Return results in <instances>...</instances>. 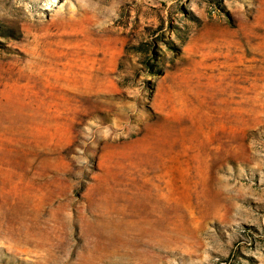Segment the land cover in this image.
<instances>
[{"label": "rangeland", "instance_id": "374dc122", "mask_svg": "<svg viewBox=\"0 0 264 264\" xmlns=\"http://www.w3.org/2000/svg\"><path fill=\"white\" fill-rule=\"evenodd\" d=\"M35 38L60 83L3 100L0 264H264V0H0V69Z\"/></svg>", "mask_w": 264, "mask_h": 264}, {"label": "bare ground", "instance_id": "6f19581e", "mask_svg": "<svg viewBox=\"0 0 264 264\" xmlns=\"http://www.w3.org/2000/svg\"><path fill=\"white\" fill-rule=\"evenodd\" d=\"M38 23L41 22L39 21ZM44 40H43L44 43L43 45L39 38H35V40L29 45V49L28 50L26 49L27 59L22 60V63L24 62V65L22 67H19L18 65L20 64H18L16 71H13L11 73L5 71L4 68L0 69V125L2 126L1 130L3 132L5 131L4 134L7 133L9 134V131H12L11 135L14 134L15 138L12 141V145H11L12 149L9 150L11 146L6 147V149L10 153V155H13L15 157H22L23 153L25 152L24 151L26 145V139H25L26 118L24 117L25 110L23 105L18 102H17L18 106L15 108L10 107V105H5L3 103L4 97H6L8 93L9 94L8 98L11 100V97L13 96V92L15 93L18 92V88H22L24 90V91L22 90L23 98L25 96L32 94L36 95L38 93L37 89L39 87H41L42 92L44 93V95H46L45 94L46 89L48 88L50 89L56 82L60 83V81L58 80L53 83L51 82L50 73L51 71H53L54 68L52 66L47 67L46 65L47 64L52 65L55 64L56 62L52 59L53 56L50 55L49 57L45 54V52H47V49L45 47H47L48 45L50 46L51 44L48 41L46 42ZM66 65L71 66V69L68 70V72L66 73L67 77H65L64 79L67 82V84L61 87V89L65 93L64 96L68 97L69 94L74 95V93H76L77 91L84 93L82 90L86 89L85 80H83L84 79L83 74H85V69L83 68L78 70L76 68L77 66L71 64L70 62ZM10 89L11 91L8 92V90ZM13 99H15L14 96L12 100ZM72 100H74V98H72ZM50 101H54V100H50ZM36 118L38 119V117ZM32 123L34 125L35 124L38 125L39 128L36 127L37 130L42 129L39 119L38 121L36 120L35 122L33 121Z\"/></svg>", "mask_w": 264, "mask_h": 264}]
</instances>
